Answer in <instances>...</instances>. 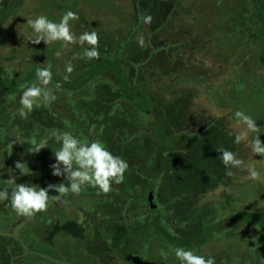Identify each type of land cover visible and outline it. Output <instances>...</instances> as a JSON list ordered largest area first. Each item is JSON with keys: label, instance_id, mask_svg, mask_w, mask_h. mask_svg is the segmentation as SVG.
<instances>
[{"label": "rangeland", "instance_id": "rangeland-1", "mask_svg": "<svg viewBox=\"0 0 264 264\" xmlns=\"http://www.w3.org/2000/svg\"><path fill=\"white\" fill-rule=\"evenodd\" d=\"M20 1L16 7L10 4L14 13L0 24V80L14 83L39 66L51 65L63 80L68 75L65 81L75 88L66 91L51 83L47 87L57 99L50 107L34 108L27 119L14 115L21 93L2 95L9 106L0 109V187L11 188L7 181L12 177H17V184L45 187L41 180L52 176L53 151L59 146L51 134L60 131L89 141L99 139L113 155L133 166L132 171L144 173L141 180L124 174V182L113 184L115 191L105 197L68 194L67 202L58 199L50 205L48 201L56 209L47 208L33 217L17 215L8 201L0 203V264H176L174 257L164 258L170 246L155 237L147 206L137 202L147 192L153 171L152 134L161 132L148 112L152 105L168 118L164 131L169 132L164 140L166 170L156 197L173 201L178 198L176 190L188 194L173 217L176 229L191 236L215 222L226 226L236 212H264V157L251 150L254 136L264 142V0ZM69 10L79 15V20L69 22L70 30L77 37L96 32L98 47L107 56L101 52L98 58L84 57V46L79 44L65 47L63 41L47 45L29 41V19L43 14L59 22ZM134 13L140 19L144 16L136 30ZM147 17L151 19L146 22ZM126 61L139 71L135 81L131 78V90L140 100H128L132 94L110 78L112 73L120 76L119 67L129 68ZM68 62L71 74L65 71ZM87 67L93 71L88 75L95 76L78 87L82 81L78 76ZM29 82L38 83L37 77ZM236 111L259 126L258 132L239 143L235 137L246 126L235 117ZM46 140L48 147L40 149ZM123 142L128 144L126 153L136 160L123 157ZM179 148L180 158L171 151ZM220 148L235 152L246 167L226 169ZM18 162L28 168L16 169ZM33 168L35 175L29 174ZM252 168L260 173L258 180L249 178ZM60 182L66 183L62 176H52L48 184ZM119 190L134 201L125 200ZM59 194L50 192L49 200ZM68 217L76 220L79 230L74 222L64 221L72 224L65 230L59 221ZM217 232L199 233H211L200 255L215 257L216 264H264V239L256 227L228 225ZM25 240L30 253L25 251ZM4 241L13 245L9 260L2 254Z\"/></svg>", "mask_w": 264, "mask_h": 264}, {"label": "clouds", "instance_id": "clouds-1", "mask_svg": "<svg viewBox=\"0 0 264 264\" xmlns=\"http://www.w3.org/2000/svg\"><path fill=\"white\" fill-rule=\"evenodd\" d=\"M151 18L147 17L146 22ZM79 20V15L71 10L66 11L59 22L51 20L47 15H38L34 19L27 21L31 30L29 41L33 44H39L41 41L45 45L56 41L68 44H79L84 46V57L89 59L98 58L99 52L95 47L98 44V34L96 32H84L78 37L70 30V21ZM89 45L92 47H86ZM60 52L56 53L59 57ZM66 73L71 74L73 67L68 62L65 68ZM51 65L36 69L37 81L24 87L19 99V105L16 113L21 119H27L34 108L50 107L57 99L52 88L47 87L52 83ZM69 76L65 75L64 80ZM235 117L245 126V131L235 137V143L242 139H247L250 133H256L259 126L252 117L242 111H236ZM67 126V125H66ZM51 138L58 144V148L53 151L55 162L50 165L51 175L63 177L66 183H49L46 187H40L38 184L16 183L17 177L9 178L7 183L9 187H0V203L8 201V206L19 216L33 217L39 212L46 211L48 208L49 193L64 194L71 192L79 195L87 187H95L99 193H108L113 184L124 182V174L129 168V164L120 156L113 155L105 144L97 139L89 141L86 137L73 134L71 131H60L51 134ZM33 144L35 139L33 138ZM40 149L48 147L47 140L40 146ZM251 150L253 154L264 157V142L259 139V135L253 137L251 141ZM220 160L226 169L246 167L244 160L237 158V154L230 150L217 149ZM16 169L28 168L25 164L16 163ZM25 174L21 171V175ZM227 175H232L227 171ZM249 178L258 180L260 173L252 168L249 170ZM38 185V187H37ZM174 257L176 264H216V258L213 256L205 257L198 255L192 249L186 247H170L169 252L164 253V258Z\"/></svg>", "mask_w": 264, "mask_h": 264}, {"label": "trees", "instance_id": "trees-1", "mask_svg": "<svg viewBox=\"0 0 264 264\" xmlns=\"http://www.w3.org/2000/svg\"><path fill=\"white\" fill-rule=\"evenodd\" d=\"M20 2H21L20 0H3L1 2L2 5H0V24H1L2 21H4L6 18H8L9 16H11L14 13L15 9H9L10 8V4L12 5V3H14L15 4L14 6L16 7ZM134 14H135L134 17L137 19V22H135L136 27L134 28V30H136L137 27H140V22L142 21V19H144V16L141 17V19H140V18H138L136 13H134ZM152 30L153 29L151 28V30L149 32H151ZM96 48H97V50H99L98 51L99 54L101 52H102V54L105 53L104 49H102L100 51V49L98 47V44H97ZM105 55L107 56L106 53H105ZM117 59L120 60V57L118 56ZM126 63L129 65V68L128 67H124L123 69H121L119 67L120 71H118V72H119L120 76H118V77L114 76L113 73H112L110 78H112L111 80H113L114 84H116L118 82L124 88L123 90L126 91V94L127 93L132 94V96H129V97H132V98L128 99V100H132V101L140 100V98L134 96L136 94H134L133 91L131 90V87L133 86L131 78H134L133 81H135L139 71L136 70L137 68L134 69L133 65H130V62L126 61ZM93 64L94 63L90 62V64H88V65L92 66ZM89 67H87L86 70L83 71L84 75H79L78 76L82 80L80 85H78V87L82 86L85 83H87L88 81H90L95 76V75H93V76L88 75L89 72L92 71V67L91 68H89ZM38 68H43V67L39 66ZM36 69L37 68H35L31 72H29L28 74H25L24 78L18 79L17 82H14V83H11V82H8V81H5V80H0V109H5L7 106H9V105H6L8 100L4 101L3 100V96H5L6 94L11 96L13 94L14 95H18L19 93H22V91L24 90V87L26 85H29V83H30L29 81L36 78ZM129 72H131V74ZM91 73H93V71ZM52 74H53V76H52V84L55 85V87H61L62 89L66 90V91L75 88V87L71 86L70 82L63 80L54 70H52ZM26 78H28V79L31 78V79L26 81L25 80ZM20 82H21V84H20ZM60 82H64V83H61V85H60ZM139 87H141V86L139 85ZM116 93L118 94L119 97L121 96L120 91H116ZM149 99L155 101V99L151 98L150 96H149ZM149 104H150V102H149ZM102 105H104L105 108L107 107V105L105 103H102ZM148 112L150 114L154 115V118L156 119L155 122H157L160 125L161 132L160 133L153 132V134H152L153 139H154L153 143H154V146H155V156L153 158V171L149 172L151 176L147 180V183H148L147 192L143 196L141 195L142 197H140L139 200H137V202L140 205L144 204V205L147 206L148 211L150 213L151 221L153 223L152 226L154 228L155 237L157 236V237L161 238L170 247H186L188 249L194 250L195 253L198 254V255H200L203 245H205L206 242L208 241V239L211 238V233H208V235H206V236L200 235L199 233H201L202 231L212 232V231H216L217 230L218 231L217 234L219 235L223 231L224 227H227L228 225L229 226H234V225H236V226H244L246 228L256 227L258 229L261 237H262V240H263L264 239L263 238L264 237V212L263 211H261V212L240 211V212L233 213L231 215V218L228 220L226 226L221 225L222 224L221 221L215 222L214 224H211V225L210 224L209 225L206 224L207 226L203 227L202 230L199 233H197L195 235L193 234L191 236H190L189 233H185L184 234L181 230H179L178 228H177L178 229L177 230L176 227L173 226V224H172L173 217L175 215H177L178 211L181 208L180 204L181 203L183 204L182 200L187 198L188 194L187 193L184 194V192L176 190V192H174V193L177 194L178 198L174 197L175 199L173 201H169L167 198H165L163 201H159L157 199V197H156L157 194H158V191H157L158 182L162 178V176H163V174H164V172L166 170V162H167V154L166 153H167V150H166V146L164 144V140L168 139V133L169 132H168V130H167V132H165L164 130L166 129V127L168 129V122H167L168 118H166V115H164L162 113L161 108L156 107L155 105H152L151 108L148 109ZM183 120H184V118H183ZM180 124H182V126H183L184 122L181 121ZM191 133H194V135L197 134L194 131L191 132ZM166 134H167V136H166ZM127 143H128V141H127ZM127 145L128 144H126V142L121 143L122 147L120 146V150L123 153V157L126 156V159H133V158H130V157H134V156H130L129 153H126V151H129V150H127V147H126ZM171 151L176 153L177 157L180 158V155H181V149L180 148L176 149V150L173 149ZM131 152L133 153L132 150H131ZM136 156L137 155H135V158H136ZM133 160H136V159H133ZM141 163L143 164L142 161H141ZM141 163H139V165ZM142 164L140 166H142ZM151 166H146V167L150 169V168H152ZM132 169H133V166L132 167L129 166L128 170L125 172L126 176H128L127 178H131L132 179L134 177V175H137V177L141 180L142 178H140L139 176H141L142 173H144V171H142L141 175H139V174H137V172H135V170L132 171ZM15 171H18V170H15ZM20 171H18V172L21 173ZM29 171H30L29 174L35 175L34 174L35 171H36L35 168L30 169ZM133 173H135V174H133ZM51 179H52V176L46 175L44 180H41V181H43V184H45V187H46V185L48 184V182L51 181ZM3 183H4V185H7V183H5V181H3ZM96 190L97 189L95 187H90L89 186V187H87V189L85 191L81 192L80 194H82L84 196H87V197H92V196H94V197H105L109 193L108 192L106 194L105 193L104 194L103 193H99L98 194V191L95 192ZM113 191H115V187L114 186H112V188H111V192L112 193H113ZM150 192L153 195V198H152V204L154 205L153 208L150 206V203L148 202V194ZM117 193L121 197L125 198V200L132 199V198L129 197L128 193L125 192V191L119 190ZM59 195H61V197H59V198H54L53 197L51 200H49V204L52 201L58 203L57 202L58 199H60L61 202L62 201L67 202L68 199H69V195H72V193L70 192L69 195H66V196L64 194H59ZM52 204H54V203H52ZM48 209L54 210V209H56V205L53 208L48 206ZM121 216H122V218H124L123 215H121ZM55 220H56V222L59 221L57 218ZM61 221H62V224L65 227V230L67 228H70L69 226H71L72 224L76 225L75 224L76 220L74 219L72 221V219H70V217L66 218L65 220L62 219L59 222L61 223ZM64 221H71V222H74V223L71 224V223H66L65 222V224H64L63 223ZM92 223H94V222H92ZM87 227L91 228L90 225H88V224H87ZM94 227H95V225H94ZM76 228L79 230V227L77 225H76ZM172 228H173V232H172ZM30 229H34V228L30 227ZM15 231L16 230H14L13 235L15 234ZM75 235L79 236L78 231H75ZM150 237L154 238L153 234ZM7 241H4L2 243L3 245L1 247V249H2V254H4V253L7 254V258L9 260L10 257H11V254H12L10 249L11 248L13 249V247H12L13 245H11V244L7 245L6 244ZM26 243H28V240L27 241L25 240V246H24L25 251H28L30 253L32 248L30 246H27ZM34 250H32V252ZM34 252H36V250ZM48 260H49V258H48Z\"/></svg>", "mask_w": 264, "mask_h": 264}, {"label": "water", "instance_id": "water-1", "mask_svg": "<svg viewBox=\"0 0 264 264\" xmlns=\"http://www.w3.org/2000/svg\"><path fill=\"white\" fill-rule=\"evenodd\" d=\"M152 198H153V195H152V193L150 192V193L148 194V202L150 203V206H151V207L154 206V205L152 204Z\"/></svg>", "mask_w": 264, "mask_h": 264}]
</instances>
